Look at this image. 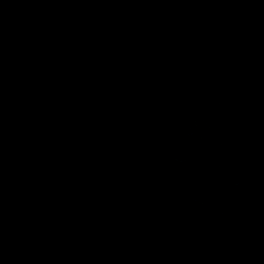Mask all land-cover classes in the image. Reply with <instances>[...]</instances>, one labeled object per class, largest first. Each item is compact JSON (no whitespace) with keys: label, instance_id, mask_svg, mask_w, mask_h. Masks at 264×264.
<instances>
[{"label":"water","instance_id":"water-1","mask_svg":"<svg viewBox=\"0 0 264 264\" xmlns=\"http://www.w3.org/2000/svg\"><path fill=\"white\" fill-rule=\"evenodd\" d=\"M0 264H264V0H0Z\"/></svg>","mask_w":264,"mask_h":264}]
</instances>
